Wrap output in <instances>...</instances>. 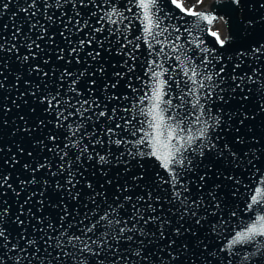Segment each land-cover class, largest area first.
Here are the masks:
<instances>
[{"label":"water","instance_id":"95a60500","mask_svg":"<svg viewBox=\"0 0 264 264\" xmlns=\"http://www.w3.org/2000/svg\"><path fill=\"white\" fill-rule=\"evenodd\" d=\"M208 1L193 11L216 16V21L222 18L223 35L214 28L216 21L209 25L182 12L171 0H157V15L163 20L161 27L167 26L171 33L164 48L167 56L150 54L159 52L160 45L149 49L144 39H137L143 36V31L140 20L133 15L139 11L134 0H114L121 15L102 21L100 17L111 12L112 0H93L92 6L79 10L80 17L74 15L70 0H65L64 9L50 7L47 13L42 7L45 0H36V8L29 12L22 9L31 0H10L8 9L0 11V43L16 44L21 57L17 59V50L0 51V64L4 65L0 70L3 83L0 87V176H7V183L11 185V188L0 186V202L9 205L12 215L7 229L11 234L8 247L15 243L25 249L23 253H9L11 264H63L67 258L62 255L57 258V253L72 252L65 237L75 235L87 240L91 236L95 240L104 233L110 234V243L121 253L131 249V264H138L139 257L134 255L138 247L148 251L147 264H227L225 255L237 250V256L233 257L235 264H264V237H257L254 244L227 247L236 232L244 231L258 216H264V113L257 108L264 103V0H243L240 8L230 0ZM47 3L53 5L55 0H47ZM97 4L102 7H96ZM33 11L35 17L31 15ZM53 13V19L49 20L48 16ZM113 20L116 23H112ZM33 24L39 26L31 28ZM14 29H19L15 39ZM210 32H217L220 39L228 38L223 48ZM41 35L44 38L37 39ZM167 36L165 33L159 39L164 41ZM90 39L92 43L88 44ZM32 41L40 48L32 49L35 57L25 62L22 57L29 54L28 44ZM81 41L85 42L83 46H80ZM173 43L180 45L183 51H174ZM72 48L77 49L78 59L76 53H71ZM60 49L64 50L63 59H57ZM97 50L101 54L93 60L89 53ZM212 51L216 53V60H211ZM177 54H186L188 62L196 65L202 75H212V80H203L204 87L195 91L206 112L210 109L212 116L223 113L220 119L230 127L222 132L216 130L220 135L216 143L218 147L227 144L237 159L233 160L227 149L223 160L216 153L200 157L197 148L195 154H186L185 164L192 160L194 166L186 178H179L180 183L174 189L171 173L161 166V161L143 155L151 151V141L142 145L136 141L143 137L151 120L150 116L141 114V108L146 111L150 107V100L144 97L153 92L152 71L163 72L159 79L166 81L162 100H171L172 108L163 113L165 118L175 114L173 109L181 116L186 111L191 112L188 119L192 121L199 115L200 109L192 108L193 97L186 95L193 85L175 59ZM202 57L210 59L207 70L200 66ZM221 58L222 63H218ZM156 64H162V68ZM37 66L39 73L30 71ZM101 66L103 73L99 71ZM220 67L224 72L218 77L215 72ZM65 70L72 75L61 80ZM81 72L85 75L73 85L72 80ZM5 76L7 80H3ZM90 78L96 80L91 92L87 90ZM196 79L200 81L201 76ZM177 81L183 92L178 90ZM106 84L115 87L106 89ZM209 89L211 95H208ZM241 92L248 96L243 107L237 103ZM216 93L227 103L216 99ZM41 97L45 98L43 103ZM52 97L61 101L59 106ZM85 100L88 104L84 105L87 109L84 117H90L87 119L77 111ZM93 101L98 102L99 107H95ZM180 105L183 106L178 107ZM160 107L167 109L168 105L162 103ZM93 109L104 111L106 116L97 119ZM245 110L250 117L255 115V119L246 120L240 126L238 113ZM60 112L68 118L61 119L62 126H57ZM70 112L73 115L69 116ZM126 118L134 123L124 129ZM41 120L45 122L43 127L38 126ZM117 124L121 127L116 128ZM108 127L115 129L113 141L123 139L125 142L110 143L108 136L102 134ZM133 127L137 129L135 136ZM191 127L195 132L199 125ZM51 135L55 136V141L49 139ZM213 135V129L209 128L206 136L212 138ZM237 135L240 143L236 142ZM98 140H103V144L97 143ZM77 142L81 148L87 145L83 155L73 146ZM199 142L197 140L193 147ZM96 152L105 156L107 163L101 164ZM89 153L93 158H89ZM5 160L9 163L5 164ZM38 165L45 166L33 173L32 169ZM174 167L179 170L178 166ZM205 173L206 179L201 181L199 177ZM229 176L235 180L227 179ZM57 183L62 187L57 188ZM257 188L261 191L257 192ZM175 191L181 192L179 198H175ZM252 196L257 197V203L252 202ZM193 200L198 204L195 211L200 225L184 210L185 205L192 206ZM249 204L251 208L247 207ZM232 212L236 215L232 216ZM17 216L24 221L22 226L15 223ZM221 217L225 225L217 223ZM97 221H100V231L95 235L87 232ZM213 224L216 231L212 230ZM121 227L131 229L125 235H131L132 241L117 243L111 239L116 235L114 229ZM28 241L32 243L29 245ZM58 243L63 245L62 249L57 248ZM98 246L99 242L94 248ZM112 255L109 252L107 257L99 259L89 255L87 264H115ZM245 255L250 259L245 260ZM17 256L21 257L19 262ZM66 264L75 262L68 260Z\"/></svg>","mask_w":264,"mask_h":264},{"label":"snow or ice","instance_id":"6c2138e0","mask_svg":"<svg viewBox=\"0 0 264 264\" xmlns=\"http://www.w3.org/2000/svg\"><path fill=\"white\" fill-rule=\"evenodd\" d=\"M231 4L234 5L236 8H240L243 6V0H230ZM10 0H0V11H6L9 7ZM134 3L139 10L137 13H134L133 15L140 20L142 24V31L143 36L138 37L137 39H144L145 42L148 45L149 49H154L155 45H160L159 52L153 51L150 54L153 55H159V56H167V53H165L164 48L168 44V40L171 37V33L168 32V27H161V24L163 23V20L160 16L157 15L159 12V8L156 7L157 0H134ZM171 3L175 5L177 8H179L182 12H185L188 15H193L198 17L199 20L207 22V24L211 25L213 24L218 17L213 15H206L203 12L197 13L191 9H185L182 4L179 2V0H171ZM93 5V0H70V6L73 8L74 15L76 17H80V9H87L90 6ZM96 7H102V5H95ZM44 8L45 13L48 12V9L50 7H56L58 9H64L65 8V0H55V4L50 5L47 3V0H45V3L42 5ZM111 12L105 13L104 16L100 17V20L104 19H112V16H120L121 13L117 10V5L112 0L111 4ZM36 8V0H31V3H28L27 6L22 9L25 12H29V10ZM129 10H131L129 8ZM33 17H35L36 12L33 11L31 13ZM54 17V13L52 15L48 16L49 20H52ZM70 19V18H69ZM222 19V18H219ZM99 22V21H98ZM112 23H116L115 20L112 21ZM131 21H129V24ZM87 24V22H85ZM39 26L38 24H33L31 28H36ZM77 28H79V19L77 20L76 24ZM7 28V25L4 26ZM42 27V26H41ZM65 29L67 28V24L64 25ZM31 30V29H30ZM96 31H100V29H97ZM111 31H119V30H111ZM176 32H179V28L175 29ZM187 31V29H186ZM165 33H168V36L165 37L164 41H161L159 37L165 36ZM19 34V29H14L13 32V39L16 38V36ZM210 34L216 38L217 42L221 46V48L224 47V45L228 42V38L220 39L219 34L217 32H210ZM46 35V33H45ZM63 35V33H61ZM44 35H41L37 37V39H43ZM177 40H179V36L176 37ZM27 43V42H26ZM84 41H81V45H84ZM88 44L92 43V40L90 39L87 41ZM101 49L103 48V44L100 45ZM123 47V45L121 46ZM174 51L176 52H182L183 49L180 45L173 43L171 45ZM28 48L30 50L28 55H25L22 57L23 61H28L30 57H35V52L31 51L32 49L39 50L40 45L37 44L35 41H32V43L28 44ZM13 50H17V59H21V57L18 54V46L16 44L7 45L6 43H0V51H5L6 53H11ZM63 49L59 50V53L57 54V59H63V56L61 55L63 53ZM202 51L208 52L207 49H203ZM71 53H76L77 59L79 57V53L77 52L76 48L71 49ZM70 53V54H71ZM101 52L99 50L94 51L92 53H89V55L92 57L93 60L96 59L97 56H99ZM211 60H216V53L212 51L210 53ZM135 59V57H133ZM175 59L179 61V66L182 68L184 72V76L191 81L193 88L188 89L186 95L192 96V108L193 109H200L199 115L196 116L195 121H192L188 119V117L191 115V112L186 111L182 116L180 113L173 109L174 115L168 116L165 118L163 113L167 111L168 109L172 108L171 100L163 101V85L166 83L164 80H160L159 77L163 74V72H157L152 71L151 75L153 77L154 85H153V92L150 96H145L144 99L150 100V107L147 108L145 111L143 108H141V114H144L146 116H150L151 120L148 121V130L144 131V135L142 138L138 139L136 141L137 144H145L146 141H151V151L148 153H143V155H151L155 157L157 160L161 161V166L168 170L171 173V179L173 182V188L175 189L176 185L180 183V177L183 176L186 178L187 172L190 171L193 166L194 162L192 160L187 161V165L185 164L186 160V154L191 152L193 154L196 153L197 148L199 149V155L200 157H204L206 153L212 154L216 153L219 155L220 159L223 160L225 155V150H228V155L233 159H237L236 153L231 151L228 148L227 144H224L223 147H218L217 141L220 139L219 133L216 131L219 129L220 132L224 130L225 127H230V125H225L224 121L220 119V117L223 115L222 112H218L215 116L211 115V110H207V112L204 109V105L200 103L199 95L196 94V88H203V80H212V75H202L200 72L197 71V66L194 64H191L188 62L187 55L181 56L180 54H177L175 56ZM222 59L217 61L218 63H222ZM155 64V62H154ZM210 64V59L208 58H201V67H204L205 70H207V66ZM156 67L162 68V64H156ZM4 69V65L0 64V70ZM30 71H35L37 73L40 72L39 67H35L33 69H30ZM100 73L104 72L103 66L99 68ZM163 71H167L166 69H163ZM224 72V68L220 67L219 71L215 72L216 76H220ZM45 76L47 73L44 74ZM72 74L65 70V72L61 75L60 79L63 80L65 76H71ZM85 75V73L81 72L76 75V77L72 80V84L76 85L77 81L80 79L81 76ZM119 75V74H118ZM201 76V80L197 81L196 77ZM3 80H7V77H3ZM88 84V91L91 92L96 84V80L93 78H90L87 81ZM178 90L183 92L184 89L179 88V81H177ZM0 87H3V83L0 82ZM108 87L114 88L115 85H105V88ZM187 87V85H185ZM237 88L240 87L239 84L236 85ZM76 89L74 88L73 91ZM223 91V90H221ZM36 93L33 92V95ZM212 94V90H208V95ZM241 99L237 101L238 104H240L241 107H243V102L248 99V96L244 94L243 92L240 93ZM43 97H41V103L44 102ZM216 99L220 100L222 103H227L225 101L224 97L220 93H216ZM52 100L56 102V105L59 106L61 101L57 97H52ZM205 102L207 103V96L205 97ZM79 103V102H78ZM162 103H165L168 105L167 109H162L160 105ZM85 104H88V101L85 100L82 103H80V107L77 109V111L80 113L82 118H90V117H84V112L87 111V109L84 107ZM93 105L95 107H99L98 102L93 101ZM183 105H180L178 107H182ZM49 107H51V101H49ZM89 107H92V105H89ZM257 108L260 113H264V103H260L257 105ZM94 115L97 119L100 117L106 116V113L104 111L95 112ZM113 113H115L116 109L112 110ZM127 111V110H125ZM69 116L73 115V113H68ZM239 116V125L242 126L246 120L249 119H255V115H252L251 117L248 115L247 110H245L243 113H238ZM206 117V118H205ZM68 117L64 115V113L60 112L57 115V126H62L59 122L61 119L66 120ZM111 119V117H108ZM228 119H231V117H228ZM21 120H23V117H21ZM211 122V123H210ZM235 122V121H233ZM134 121L130 119H125L123 121L124 129H127L129 127L133 126ZM45 122L41 120L39 122V127H43ZM196 124L199 125L197 130L193 132L192 125ZM120 124L116 125V128H120ZM209 128L213 129L214 135L212 138H208L206 136V133ZM79 130V126L77 131ZM123 130V129H122ZM28 131H31V129H28ZM237 133H239V127L237 128ZM137 133L136 128H132V135L135 136ZM75 131L73 132V135H75ZM85 133H82L83 136ZM102 134H106L108 136L109 142H114L117 145L124 143L123 139H116L115 141L112 140V137L116 134L115 129L112 127H108L103 130ZM50 140L55 141V136L51 135L49 137ZM93 139L95 140V136H93ZM236 142L240 143V137L239 135L236 136ZM199 140V144H196V147H193V144L196 143V141ZM97 143L103 144V140L96 141ZM74 147L79 148L81 155L84 154L85 151H87V145L84 147H80L79 142H77ZM65 147H68V145H65ZM20 151H23V149H20ZM31 155V153H29ZM95 156L99 158V162L101 164L107 163L105 156L100 155L99 152L95 153ZM89 158H93L92 154L89 153ZM80 157H77V160H79ZM119 162V161H118ZM202 162V161H201ZM5 164L9 163L8 160L4 161ZM45 165H38V167L33 168L32 172L35 173L38 168H42ZM174 166H178L177 170ZM251 166V165H250ZM25 168H28V165H24ZM207 173L204 175H201L199 179L201 181H204L206 179ZM227 179L234 181L235 178L232 176L227 177ZM8 177L7 176H0V186H7L11 188V185L7 183ZM62 186L57 183V188H61ZM89 187L91 185L89 184ZM183 191H187V188H183ZM257 192H260L261 189L257 188ZM78 195V194H77ZM175 198H179L181 196L180 191H175L174 193ZM233 195H235V192H233ZM73 199L76 197L73 196ZM187 197H184V200H186ZM252 202L257 203V197L252 196ZM183 203V201H181ZM198 207V204L195 200L192 201V206L189 208L187 205H185V211L190 214L194 218V222L196 225L201 224V220L196 218V211L195 209ZM248 208H251V204L247 206ZM23 210V206H21V211ZM11 210L9 205L6 202H0V264H5L7 261L8 264H11V258L9 256V253L19 251L23 253L25 251L24 248H18L15 243L11 244V247H8V244L10 243L9 237L10 232H8V224L12 223V215L10 214ZM107 215V213L105 214ZM236 213L232 212V216H235ZM104 217H101V220H103ZM151 219V217L149 218ZM15 223L19 225H23L24 221L20 219L19 216L15 218ZM100 221H97L96 224L92 225V227H89L86 229L87 232L92 233L95 235L96 232L100 231L99 228ZM111 223V221H109ZM116 223H119V221H116ZM127 223V222H125ZM145 224L148 223V220L144 221ZM220 225H225L226 221L223 217L220 218V220L217 222ZM135 227V225H133ZM212 230L216 231V225H212ZM116 231V235L114 237H111V239H114L117 243L120 241H132L133 237L131 235H125L126 232L131 231V229H127L125 227H121ZM179 231V230H177ZM141 235L143 233L141 232ZM163 235V233H161ZM257 237H264V216H258L256 218V221L253 222L250 226H248L244 231H238L235 233V235L232 237L231 241L228 243L227 247L231 248L234 245H249L254 244L256 242ZM67 246L72 248V252L69 253L67 251H60L57 253V258L59 256H64L67 259L63 262V264H66L68 260H72L75 262V264H87L89 261V255L94 256L96 258H100L101 256L107 257L108 253H113L112 260L115 262V264H131L129 261V256L133 255L131 249H129L126 253H121L118 248H114L113 245L110 243V234L104 233L102 236L97 237V239H92L91 236L88 237L87 240H82L79 236H68L65 237ZM99 242V246L94 248ZM32 241H28V244L30 245ZM141 244H143V241H141ZM57 248L62 249V244H57ZM107 249V251H105ZM207 250V246H206ZM221 252L224 251V248L219 249ZM239 251V250H237ZM237 251L230 252L229 254L225 255L224 259L227 262V264H235V260L233 257L237 256ZM134 255L136 257H139L138 264H147L148 261V251L146 249L141 250L140 247L137 248ZM211 259V257H209ZM245 260L250 259L249 256H244ZM17 262L21 260V257H16ZM218 264V262H217Z\"/></svg>","mask_w":264,"mask_h":264},{"label":"rangeland","instance_id":"374dc122","mask_svg":"<svg viewBox=\"0 0 264 264\" xmlns=\"http://www.w3.org/2000/svg\"><path fill=\"white\" fill-rule=\"evenodd\" d=\"M183 4H184V7L186 8H190L192 7V9H198L200 8V6H204L206 5V3H208L209 1L208 0H183L181 1ZM216 26L214 27L216 30L218 29V32L220 34L223 35L224 31H225V24H223V20H219V21H216Z\"/></svg>","mask_w":264,"mask_h":264},{"label":"bare ground","instance_id":"6f19581e","mask_svg":"<svg viewBox=\"0 0 264 264\" xmlns=\"http://www.w3.org/2000/svg\"><path fill=\"white\" fill-rule=\"evenodd\" d=\"M180 1H183V0H179V2H180ZM181 3H182V2H181Z\"/></svg>","mask_w":264,"mask_h":264}]
</instances>
